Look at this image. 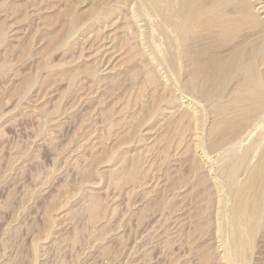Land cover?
<instances>
[{"label":"rangeland","instance_id":"374dc122","mask_svg":"<svg viewBox=\"0 0 264 264\" xmlns=\"http://www.w3.org/2000/svg\"><path fill=\"white\" fill-rule=\"evenodd\" d=\"M137 6L0 0V264H240L225 244L220 150L205 146L210 105L177 91L206 124L199 139L173 129L175 71L126 27L141 23Z\"/></svg>","mask_w":264,"mask_h":264},{"label":"bare ground","instance_id":"6f19581e","mask_svg":"<svg viewBox=\"0 0 264 264\" xmlns=\"http://www.w3.org/2000/svg\"><path fill=\"white\" fill-rule=\"evenodd\" d=\"M139 8L133 16L141 23L126 27L138 38L143 55L156 56V69L175 71L176 81L167 74L165 84L171 86L163 85L171 94L167 100L174 109L168 116L177 123L173 129L184 124L194 135L203 122L190 103L193 98L179 103L177 91L183 97L199 95L210 105L203 136L207 149L220 150L215 173L228 231L227 243L223 231L217 232L221 252L227 255L225 243L232 250L229 260L264 264V0H141ZM181 69H191L186 81ZM157 75L150 70L148 81L160 85Z\"/></svg>","mask_w":264,"mask_h":264}]
</instances>
